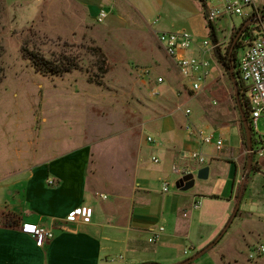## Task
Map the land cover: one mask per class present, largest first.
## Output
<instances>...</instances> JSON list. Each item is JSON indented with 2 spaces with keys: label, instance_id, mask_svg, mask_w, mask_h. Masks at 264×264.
Segmentation results:
<instances>
[{
  "label": "rangeland",
  "instance_id": "rangeland-1",
  "mask_svg": "<svg viewBox=\"0 0 264 264\" xmlns=\"http://www.w3.org/2000/svg\"><path fill=\"white\" fill-rule=\"evenodd\" d=\"M148 1L147 20L159 32L186 30L200 46L205 39L212 40L199 0H156V5L155 0ZM40 9L43 14L44 6ZM38 16L22 14V7L0 0V179L7 178L2 185L12 183L24 167L90 145L88 180L98 189L88 190L86 199L99 205L101 223L108 221L103 207L116 200L111 186L122 193L139 183L156 201L179 194L182 197L174 198L173 206L183 229L176 243L180 252H189L186 259L193 257L184 228L191 225L188 232L194 243L200 244L210 234L212 241L206 247L215 241L234 213L247 169V142L243 141L236 92L227 70L215 55H209L211 77L201 91L194 92L156 37L147 32L149 28L141 32L128 23L126 30L116 35L101 24L91 30L76 26L67 30L65 23L52 27L44 15ZM242 24L239 17L212 23L221 43L235 27L228 47L221 48L222 54ZM26 49L55 61L79 58V70L60 77L37 73L24 57ZM243 53L241 49L240 58ZM159 78L163 79L161 85L157 84ZM181 108H189L191 116L186 117ZM167 126H176L195 142L184 155L203 154L205 163L166 155L163 129ZM258 131L264 135V117L258 122ZM200 132L215 134L213 144L202 143ZM148 137L154 142H148ZM219 138L224 143L222 150L216 148ZM255 140L256 150H262L264 143L256 135ZM235 160L240 165V181L236 202L231 203ZM137 162L141 169L135 175ZM175 165L190 167L195 177L201 166H210L212 174L206 180L196 178L194 187L184 192L176 186L182 177L173 172ZM257 174L248 175L240 212L220 243L193 264H216L217 260L235 264L234 258L241 260L254 245L264 243V169ZM166 182L167 193L163 191ZM19 190L22 186L3 187L0 196L1 192L10 196ZM100 193L109 200L102 201ZM195 199L201 204L194 211ZM169 217L165 214L159 224L165 225Z\"/></svg>",
  "mask_w": 264,
  "mask_h": 264
},
{
  "label": "crops",
  "instance_id": "crops-1",
  "mask_svg": "<svg viewBox=\"0 0 264 264\" xmlns=\"http://www.w3.org/2000/svg\"><path fill=\"white\" fill-rule=\"evenodd\" d=\"M10 1L22 7V14L34 17L44 15V20L52 23V27L54 23L57 25L65 23L68 25L67 30L76 27L79 30H91L93 26L100 24L99 13L106 10L108 17L101 26L108 32L116 35L126 30L129 23L131 29L135 28L141 32L147 30H143L144 27L149 28L147 32L158 41L157 33L160 29L155 28L156 25H150L147 20L151 9L148 0ZM20 1L22 5L18 4ZM199 1L202 3L205 16L207 9L219 2ZM153 5H156V0ZM42 6L43 14L40 9ZM147 32L143 33L147 35ZM195 42V48L190 54L199 55V41L195 39ZM163 134L166 155L172 159L182 158L185 149L195 144L193 139L186 138L182 131L178 132L176 126L165 127ZM91 150L90 145H87L30 168L24 167L16 172V179L6 184L7 186H3L1 182L7 178L0 179V189L4 187L9 190L22 186V190L12 192L10 196H5L1 192L0 264H179L189 256L187 250L180 252L176 243L183 229L173 206L174 198L182 197L179 194L175 197L165 195L162 201H156L142 184L134 183L130 192L126 190L122 193L111 186L116 200L113 204L103 207L108 221L106 224L101 223L99 219L102 212L99 205L86 199L88 190L98 189L88 180ZM257 162L260 166L257 173L262 174L264 158H257ZM204 167L201 166L199 169ZM206 167L210 168V177L212 169L210 166ZM140 169L137 162L135 175L136 172L139 174ZM239 173L240 165L237 162L234 164L231 177L232 183L235 184L232 187L231 203L236 202ZM98 194L99 192H96V195ZM101 196L107 198L103 199ZM100 198L105 201L108 196L100 193ZM82 207L93 210L92 222H69L67 218L70 213ZM165 214L170 217L166 219L165 225H161L159 223L165 220ZM25 224L50 229L55 237L45 247L40 248L33 238L22 233L21 229ZM159 227L165 228L161 240L156 244H150L152 232ZM186 227L185 237L191 242L194 255L212 241L213 234H210L203 238L200 244L194 243L188 232L191 225L188 224ZM246 246L249 247V244L246 243ZM242 256L241 260L233 259L235 264H249L248 254ZM216 264L223 263L217 260ZM259 264H264V260Z\"/></svg>",
  "mask_w": 264,
  "mask_h": 264
},
{
  "label": "built area",
  "instance_id": "built-area-1",
  "mask_svg": "<svg viewBox=\"0 0 264 264\" xmlns=\"http://www.w3.org/2000/svg\"><path fill=\"white\" fill-rule=\"evenodd\" d=\"M108 17V12L102 10L98 15V23H104ZM239 17L243 19V23H248L249 35L243 42L244 53L239 60V73L242 83L246 88V94L251 110V124L254 134L259 142L264 143V135H258V122L264 117V0H219L217 5L210 6L206 11V20L209 24L215 23L223 18ZM233 26L230 33L225 38V42L221 43L218 37L216 41L205 39L200 46V54H190L195 48L196 42L193 35L186 31L177 32H158L157 38L159 44L164 49L168 57L173 61L179 71V74L187 80L190 89L194 92L201 91L211 77V62L208 56H214L218 50H221L223 45L228 47L231 38ZM163 79L159 78L157 84L161 85ZM158 94V91H155ZM155 94V93H154ZM186 117H190L192 111L181 108ZM192 133L190 127L187 128ZM201 142L207 145L213 144L216 139L215 134L204 135L200 132ZM148 142L153 143L154 139L147 138ZM224 146L223 140L219 138L216 142V148L222 150ZM264 148L258 150L260 158H264ZM195 161L198 165L205 163L203 154L191 153L187 156L183 154V159ZM154 163L159 164L158 159H154ZM173 172L180 175L182 178L189 174H194L193 170L188 166L180 167L175 165ZM195 176V174H194ZM54 184V182H50ZM169 184L166 182L163 191L168 192ZM264 190V185H263ZM106 199V196H101ZM201 203L198 199L192 206V210L199 209ZM188 212H184V217H187ZM93 210L88 207H82L70 213L67 220L72 223L84 222L91 223ZM22 233L34 239L36 245L43 248L54 239L55 234L52 230L43 228L35 224H25ZM165 232L164 227H159L153 231L149 238L150 244L158 243ZM187 253V252H186ZM247 260L249 264H259L264 260V244H259L250 250Z\"/></svg>",
  "mask_w": 264,
  "mask_h": 264
},
{
  "label": "trees",
  "instance_id": "trees-1",
  "mask_svg": "<svg viewBox=\"0 0 264 264\" xmlns=\"http://www.w3.org/2000/svg\"><path fill=\"white\" fill-rule=\"evenodd\" d=\"M244 25H245V22L240 26V28L237 29L235 37L237 36V34L243 28ZM209 28L211 31L210 33L212 36V40L216 41L217 36L214 32L213 25L209 24ZM248 35H249L248 29H245L243 34L241 35L240 40L235 45L232 53H231V47H232V44H233V41L235 38L231 42L230 47L226 50L225 54H222L221 50H218L215 54V58H217L218 62L227 70L228 74H229L230 68H234L235 78H236L237 85H238V93H239V97H240L241 109H242L243 113L245 114V116L248 120L249 126H250L251 131H252V136H253V158H254V162H253L252 170L250 173V175H252L253 173H257L260 170L259 163L257 162V151L258 150H256V148H255L256 140H255V134H254L252 124H251V119H250L251 110H250V106H249V102H248V98H247V94H246V88L241 81L239 68H238L239 60H240L239 52L241 49H243L242 40H245L248 37ZM23 54H24L25 59L30 62L31 66L34 68V70L37 73H41V74L48 75V76H54V77L64 76V75L70 74L72 71L79 70V67H80V59L79 58L65 57L59 61H57V60L55 61L52 59H48L46 56L42 55L41 53L30 52L27 49L23 52ZM242 129H243L242 130L243 131V135H242L243 141L247 142L246 132H245V128L243 126V123H242ZM249 178H250V176H248V179ZM234 185L235 184H233L232 187H234ZM246 189H247V185H246ZM238 197H239V195H237V200H238ZM239 212H240V210L238 211V213ZM238 213H237V215H238ZM237 215H236V217H237ZM152 264H157V263H152Z\"/></svg>",
  "mask_w": 264,
  "mask_h": 264
},
{
  "label": "water",
  "instance_id": "water-1",
  "mask_svg": "<svg viewBox=\"0 0 264 264\" xmlns=\"http://www.w3.org/2000/svg\"><path fill=\"white\" fill-rule=\"evenodd\" d=\"M247 25H248V23H246L243 26V28L239 31V33L235 37L233 44H232V47H231V53L233 52L235 45L237 44L238 40L240 39V37L243 34L244 30L246 29ZM229 74H230V78L232 80V83L234 85V89L236 92V100H237V104H238V107L240 110L242 123H243V126L245 128L246 137H247V148H248V154H249L248 160H247V169H246V172H245L243 179H242V182H241V187H240L241 190H240L239 197H238V200L236 203L237 204L236 208L234 210V213H233L229 223L225 227V229L217 237V239L215 241H213L210 245H208L206 248L200 250L193 257H191V258H189V259H187V260H185L179 264H192V263L198 261L204 255H206L210 250H212L221 241V239L224 237V235L227 233L228 229L230 228L231 224L233 223V221H234V219H235V217H236V215L240 209L241 201H242V198H243L245 190H246V184L248 183V175L250 174V172L252 170V166H253V162H254L252 131H251V128L249 126L248 120H247L245 114L243 113V111L241 109L240 97H239V93H238V85H237V81L235 78L234 68H230ZM209 173H210L209 167L201 168L198 170L197 177H195L194 174L186 175L177 182L176 186L180 191H184V192L188 191L194 187V185L196 183V178H198L200 180H206L209 178Z\"/></svg>",
  "mask_w": 264,
  "mask_h": 264
}]
</instances>
